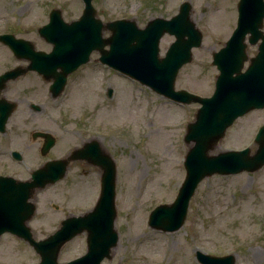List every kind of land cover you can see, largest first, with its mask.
<instances>
[{
  "label": "rangeland",
  "instance_id": "374dc122",
  "mask_svg": "<svg viewBox=\"0 0 264 264\" xmlns=\"http://www.w3.org/2000/svg\"><path fill=\"white\" fill-rule=\"evenodd\" d=\"M183 1L191 3V17L203 39L193 48L192 61L180 69L175 88L210 96L219 73L212 54L237 25L239 0H93V4L104 21L133 18L144 27L152 18L172 17ZM83 5V0H0V32L11 30L45 45L35 26L49 20V11L60 7L64 18L71 20L80 16ZM174 40L172 34L162 37L161 55ZM257 49V44H248L250 56ZM5 52L8 50L0 43V69L5 65L2 62H11ZM98 57L99 53L93 52L91 60L71 76L68 103L76 110L99 109L107 118L108 147L118 163L115 227L119 241L104 264H201L197 250L233 254L236 264H264V166L253 172L204 178L178 230L165 232L148 225L150 211L160 203L174 201L184 179V155L194 144L185 142L184 134L200 104L167 99L102 64ZM109 87L114 89L112 97L107 96ZM263 124L264 108L250 110L236 119L210 153L245 147L254 152L258 147L254 137ZM98 182L95 177L70 187L69 182H61L42 192L31 221L36 238L55 231L62 216L92 208ZM64 190H68L66 198L61 197ZM85 251V234H81L64 245L59 261ZM39 259L33 247L15 235L1 236L0 264H35Z\"/></svg>",
  "mask_w": 264,
  "mask_h": 264
},
{
  "label": "water",
  "instance_id": "95a60500",
  "mask_svg": "<svg viewBox=\"0 0 264 264\" xmlns=\"http://www.w3.org/2000/svg\"><path fill=\"white\" fill-rule=\"evenodd\" d=\"M84 2L82 16L71 22L64 21L61 9L51 11L50 22L39 31L54 45V50L50 54H39L44 62L34 63L33 67L46 71V68L52 70L60 66L62 75L57 85L62 86L67 75L87 62L93 50H98L102 62L157 92L176 101L201 103L195 120L188 123L185 136L186 142H194L186 155V178L176 200L159 205L150 217L154 228L177 230L184 223L190 198L203 178L214 173L256 171L264 165V125L256 135L258 147L254 152L246 147L210 154L237 117L251 109L264 107V0H239L237 27L226 45L213 53V63L218 65L220 74L216 89L209 97L184 89L175 90L180 67L192 60V48L202 43V31L191 19L190 2H184L179 13L171 18L155 17L143 28L132 19H117L104 24L96 16L92 0ZM104 27L112 32L107 38L102 37ZM167 32L174 34L176 40L165 56H160V40ZM247 34L252 44L259 39L261 42L258 53L243 71L248 59ZM0 40L13 46L21 56L23 47L33 45L29 40L12 34L0 35ZM89 147H92L91 155L88 154ZM83 150L85 156H90L105 168L100 198L93 210L68 216L60 228L41 240H36L28 225L36 213L32 197L37 189L54 183L64 173L52 179L43 178L42 170L34 171L32 178L27 180L0 177V236L9 231L27 240L41 256L37 264H102L104 257H110L112 247L118 243L115 162L110 155L105 160L101 159L100 146L96 141L87 142L79 151ZM83 232L87 233V252L69 262L59 263V253L64 244ZM198 257L205 264H234L233 255L216 257L198 252Z\"/></svg>",
  "mask_w": 264,
  "mask_h": 264
},
{
  "label": "flooded vegetation",
  "instance_id": "af4514ba",
  "mask_svg": "<svg viewBox=\"0 0 264 264\" xmlns=\"http://www.w3.org/2000/svg\"><path fill=\"white\" fill-rule=\"evenodd\" d=\"M5 48L9 52L5 54L11 62H2L5 65L0 69V75L15 68L21 74L5 82L0 79V176L28 178L35 169H44L42 176L50 179L60 175L61 163H66L62 178L39 190L37 198L49 188L60 186L61 182H69L70 187L77 182H88L93 177L100 181L104 171L102 166L94 163L89 156L74 159L70 156L86 142L94 141L100 145V153L104 159L107 156L105 154L109 153L107 118L99 109L76 110L71 102L68 103L71 98V76L81 66L68 75L66 86L58 94L57 82L62 75L60 66L54 67V70L39 72L30 69V65L37 60L33 52L27 50L25 56L20 58L8 46L3 45V49ZM34 49L49 53L54 48L49 43H35ZM74 90L76 88L73 86V96ZM4 115H8L5 121ZM92 153L91 150L89 155ZM65 192L68 190L62 191L61 197L66 198ZM59 208L56 205V209L60 210ZM60 213L62 214L61 210Z\"/></svg>",
  "mask_w": 264,
  "mask_h": 264
}]
</instances>
